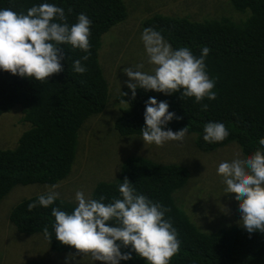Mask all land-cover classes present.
Instances as JSON below:
<instances>
[{
	"label": "trees",
	"instance_id": "trees-1",
	"mask_svg": "<svg viewBox=\"0 0 264 264\" xmlns=\"http://www.w3.org/2000/svg\"><path fill=\"white\" fill-rule=\"evenodd\" d=\"M168 1L145 0L136 10L132 0H47L65 10L69 25L76 23L81 13L89 17L91 55L82 61L87 67L84 74L74 72L72 65L85 53L68 44L61 46L64 70L47 80L36 81L0 71V115L20 105L21 120L28 123L15 146H0V200L15 185H55L68 176L77 151L79 130L107 102L109 84L99 62V50L105 37L111 41L113 34L103 36L117 24L115 28L125 29L131 14L136 12L140 20L137 31L154 28L174 49L189 47L197 56L203 47L210 49L205 63L210 78L216 81L217 96L215 100L205 98L196 103L194 98L182 97L181 92L166 95L138 88L133 98L125 86L117 96L123 106L120 109L114 106L118 115L113 121L114 129L122 135H142L145 102L155 97L158 102L167 101L169 111L179 117L167 127L173 131L188 127V134L194 136L195 144L203 151L232 143L242 155L255 151L259 139L264 137V0H219L208 8L197 7L196 11H190L194 8L187 4L184 7L178 4L174 8L177 10H162ZM43 2L0 0V8L26 14L34 4ZM201 104H207L208 109L202 110ZM210 121L226 125L230 134L224 141H204V126ZM125 178L139 192L170 210L166 215L181 241L180 252L170 264H264V233L249 234L240 225L238 200L232 203L237 207L234 212L237 219L218 223V218L215 225L206 229L190 219L184 200L177 204L175 194L190 180L188 167L142 154H126L117 178L98 180L91 197L105 196V202L118 198V185ZM40 195L15 203L9 211V220L24 234L40 233L53 251L74 249L55 238L52 209L58 207L71 212L75 204L60 197L48 208L37 205L29 210L28 206ZM128 250L122 247V251ZM132 256V260L120 263L147 264L135 252ZM21 264L44 263L28 260Z\"/></svg>",
	"mask_w": 264,
	"mask_h": 264
},
{
	"label": "clouds",
	"instance_id": "clouds-1",
	"mask_svg": "<svg viewBox=\"0 0 264 264\" xmlns=\"http://www.w3.org/2000/svg\"><path fill=\"white\" fill-rule=\"evenodd\" d=\"M91 25L92 21L84 13L69 25L65 10L47 0L34 4L26 14L0 8V71L36 81L47 80L64 70L61 46L68 44L85 53L72 65L74 72L84 74L87 67L82 61L91 55ZM141 40L148 63L153 67L144 71V65L137 64L124 69L129 78L125 84L133 98L137 89L142 88L166 95L181 92L182 97L194 98L196 103L205 98L216 99V81L210 78L205 63L210 52L208 47H203L199 56L189 47L174 49L161 32L151 27L143 30ZM169 107L167 101L158 102L155 97L145 102V125L141 129L145 143L161 146L184 140L188 127L175 132L167 127L173 119H179ZM201 107L204 111L208 109L207 104ZM229 134L223 122L210 121L204 126L203 139L218 143ZM217 174L223 178L225 193H234L239 201L240 225L249 234L264 233V137L251 154L238 153L220 162ZM134 185L125 178L118 185L119 197L108 202L105 196L94 199L83 190L76 191L71 212L58 207L52 209L55 238L74 247L78 253L90 254L94 264L96 261L120 264L132 260L133 252L147 264H170L181 246L177 229L166 215L170 210L139 192ZM56 187L53 185L41 194L28 206L29 210L37 205L45 208L53 205L60 199ZM122 247L129 250L122 251ZM75 257L76 254L66 257V264Z\"/></svg>",
	"mask_w": 264,
	"mask_h": 264
},
{
	"label": "rangeland",
	"instance_id": "rangeland-1",
	"mask_svg": "<svg viewBox=\"0 0 264 264\" xmlns=\"http://www.w3.org/2000/svg\"><path fill=\"white\" fill-rule=\"evenodd\" d=\"M187 1L170 0L162 10H177L178 8L174 9L175 5L180 4L182 7L188 5L194 8L190 11H196L197 7L208 8L219 0ZM144 3L145 0H132L136 10L139 4L143 6ZM131 15L130 23L125 29L115 28L117 24L103 36L104 38L107 34V37L113 34L111 41L105 37L99 50V62L109 84L107 102L104 109L90 115L79 130L72 169L66 178L55 184V190L60 193V197L75 204L76 191L83 190L91 196L98 180L116 179L125 155L137 153L163 162L175 161L190 169V180L185 187L178 190L175 199L178 205L181 200L185 201L189 209V213H186L193 222H198L201 229L215 225L218 218V223L226 219H237L234 215L237 207L232 204L237 198L234 193H225L223 178L217 174L220 162L230 160L238 153L242 155L236 144L203 151L195 144L194 136L187 134L181 142L169 141L157 146L145 143L142 135H122L114 129L113 121L118 116L114 106L118 109L123 106L118 102L117 96L129 79L124 69L137 64H143L144 71H150L153 67L148 63L141 40L142 33L137 31L140 23L137 12ZM21 117L20 105L0 115L1 148L15 146L21 134L28 128V123L23 122ZM51 186L53 185L44 183L15 185L0 200V264H21L28 260H37L44 264H66V257H70V254H76V257L75 260L69 259L68 264H94L90 254L83 255L75 248L66 252L53 251L40 233L24 234L9 220V211L15 203L44 194ZM95 264L103 262L96 261Z\"/></svg>",
	"mask_w": 264,
	"mask_h": 264
}]
</instances>
